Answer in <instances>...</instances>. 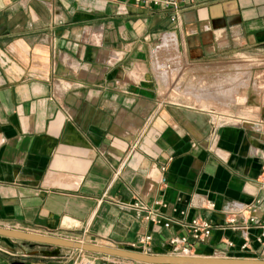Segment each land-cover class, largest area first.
I'll return each instance as SVG.
<instances>
[{
	"label": "crops",
	"instance_id": "0c3cea01",
	"mask_svg": "<svg viewBox=\"0 0 264 264\" xmlns=\"http://www.w3.org/2000/svg\"><path fill=\"white\" fill-rule=\"evenodd\" d=\"M187 1L174 18L131 0H0V225L129 248L151 234L148 252L172 253L204 216L218 226L192 253L264 257V224L247 222L264 220V0ZM228 61L247 89L217 101L241 106L234 119L178 95L182 73L205 89ZM2 249L6 264L70 261ZM106 255L94 264L122 263Z\"/></svg>",
	"mask_w": 264,
	"mask_h": 264
},
{
	"label": "water",
	"instance_id": "95a60500",
	"mask_svg": "<svg viewBox=\"0 0 264 264\" xmlns=\"http://www.w3.org/2000/svg\"><path fill=\"white\" fill-rule=\"evenodd\" d=\"M0 236L11 239H22L35 244L51 246L33 250L50 256H59L63 247L82 249L126 258L143 264H264V257L236 256L219 253H154L123 246H113L97 242L77 240L61 235L48 234L16 227L0 225Z\"/></svg>",
	"mask_w": 264,
	"mask_h": 264
},
{
	"label": "rangeland",
	"instance_id": "374dc122",
	"mask_svg": "<svg viewBox=\"0 0 264 264\" xmlns=\"http://www.w3.org/2000/svg\"><path fill=\"white\" fill-rule=\"evenodd\" d=\"M232 64H234V61H228L227 62V66H226V70L225 71H219L217 66H212L211 68V73L209 76V82L207 79V88L202 89L201 88V84L200 82H203V75L202 73H194L191 74L189 76H186V74H181L179 76L180 79V83L183 84V87L178 91V95L180 97L186 98L187 95L191 92L194 94V96L191 97H207V98H211L212 100V104H214V106L211 108L215 111H220V110H226L227 108L224 106H221L220 104L217 103L218 100H220L219 98H227L229 99H234L235 98V94H237V97L240 99V97H246L247 96V89H243L242 92H235L234 90V79L235 76L233 74V69H232ZM188 66V65H187ZM186 66V67H187ZM190 66V65H189ZM185 67V68H186ZM202 69L197 68L196 71H201ZM205 78H208V75L205 76ZM226 79V80H225ZM247 79H249V76H247ZM190 82H194V84H196V86L198 88H196L194 91L190 90V88H185V85L187 83ZM191 95V94H190ZM216 101V102H215ZM228 111H230V113H234L236 111H240L241 110V106H230L228 107ZM213 114L217 115L218 112H213ZM223 116V115H222ZM0 247L4 248L3 250H7L8 252H11L12 256L15 257V259H22V258H26V259H45V258H49L50 255H45L42 253H33V250H40L42 248H51V246H47V245H39V244H35L33 246L30 245V241H26V240H22V239H11L8 237H0ZM71 249H69L68 247H63L62 251H61V256L62 258H58V260H65V258H70L69 262L65 263V264H84L85 260L82 261V258L85 256V254L90 255L89 253H85V252H81L79 250H77L78 253L72 254L70 252ZM92 256V260L93 263L95 261L94 256L96 255V252L91 254ZM108 256V258H110L109 261L114 262L112 260H116V261H120L121 264H130V262H132L129 259L126 258H121V257H116V256H112V255H106ZM112 259V260H111ZM111 264H116V263H111ZM141 264V263H139Z\"/></svg>",
	"mask_w": 264,
	"mask_h": 264
},
{
	"label": "built area",
	"instance_id": "2783aa9c",
	"mask_svg": "<svg viewBox=\"0 0 264 264\" xmlns=\"http://www.w3.org/2000/svg\"><path fill=\"white\" fill-rule=\"evenodd\" d=\"M133 4L137 7L143 9H168L172 8L175 10L174 18L177 17L179 12L185 8L189 2L187 0H131ZM126 6H122V10H125ZM133 207L142 210V215L147 220L151 219L155 222H162L164 221L165 224H169V220H165L160 215H157L153 212V210L146 204H143L140 201H135L131 204ZM210 206L214 207L215 203L212 202ZM230 222L236 223L235 226L237 227H244L241 223H238V217L231 216L229 219ZM247 222L259 223L264 224V220H262L256 213H252L248 217ZM186 232L183 234H177L172 236L169 239V243L172 245L173 250L172 253H184V254H191L193 250V246L195 242H201L206 240L213 232V230L218 226L212 219L204 216H193L190 219H187L183 223ZM152 239L151 234H146L141 242H133L131 248L142 250L148 252L146 249L149 245L150 240ZM230 245H233V241H229ZM247 243L242 244V248H245ZM1 249V247H0ZM80 252L89 253L85 254L82 258V261L85 262H93L91 251H86L82 249H76ZM0 264H6L0 261Z\"/></svg>",
	"mask_w": 264,
	"mask_h": 264
},
{
	"label": "bare ground",
	"instance_id": "6f19581e",
	"mask_svg": "<svg viewBox=\"0 0 264 264\" xmlns=\"http://www.w3.org/2000/svg\"><path fill=\"white\" fill-rule=\"evenodd\" d=\"M228 109L229 108H227V113L225 114V115H223V116H226V118H228V119H234V117L231 115V114H229L228 113ZM235 116V115H234ZM222 117V116H221ZM238 120V119H237ZM84 264H94L93 262H85Z\"/></svg>",
	"mask_w": 264,
	"mask_h": 264
}]
</instances>
